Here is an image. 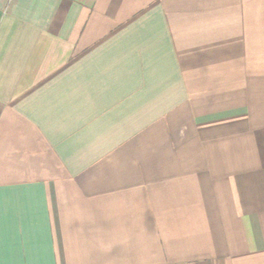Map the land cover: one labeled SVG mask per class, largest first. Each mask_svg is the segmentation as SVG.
<instances>
[{"label":"crops","instance_id":"0c3cea01","mask_svg":"<svg viewBox=\"0 0 264 264\" xmlns=\"http://www.w3.org/2000/svg\"><path fill=\"white\" fill-rule=\"evenodd\" d=\"M2 264H264V0H0Z\"/></svg>","mask_w":264,"mask_h":264},{"label":"snow or ice","instance_id":"6c2138e0","mask_svg":"<svg viewBox=\"0 0 264 264\" xmlns=\"http://www.w3.org/2000/svg\"><path fill=\"white\" fill-rule=\"evenodd\" d=\"M0 264H2V262H0Z\"/></svg>","mask_w":264,"mask_h":264}]
</instances>
